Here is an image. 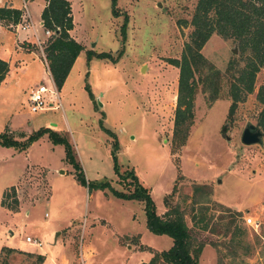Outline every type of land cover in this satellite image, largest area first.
<instances>
[{
	"label": "rangeland",
	"instance_id": "374dc122",
	"mask_svg": "<svg viewBox=\"0 0 264 264\" xmlns=\"http://www.w3.org/2000/svg\"><path fill=\"white\" fill-rule=\"evenodd\" d=\"M45 1L31 6L36 24ZM72 1L74 36L85 49L58 89L62 107L57 110L33 113L29 102L32 90L50 83L45 49L53 33L48 37L40 27L42 46L29 47L37 53L19 58L9 39L0 36L6 61L13 56V80L19 81L0 92V134L21 145L0 146V253L7 248L34 255L14 253L9 264H37V255L44 256L42 264L149 263L172 248V238L150 231L144 202L119 198L111 189L131 193L139 183L159 215L171 196L197 241L225 244L206 245L200 264H264V145L242 142L249 123L260 125L264 67L254 91L231 111V83L248 63L247 55L236 38L214 33L202 54L224 74L223 86L215 102L199 87L189 136L176 147L180 70L172 61L181 59L191 40L199 0H115L116 14L113 0ZM90 52L109 58L88 61ZM22 59L27 63L20 71ZM43 129L71 145L86 184L67 159L65 145L48 134L22 148ZM4 191H15V210L2 206ZM227 209L242 212L235 225L245 232L230 246V236L211 235L198 224L203 216L210 225H227ZM247 217L261 223L258 233L247 226Z\"/></svg>",
	"mask_w": 264,
	"mask_h": 264
},
{
	"label": "trees",
	"instance_id": "16d2710c",
	"mask_svg": "<svg viewBox=\"0 0 264 264\" xmlns=\"http://www.w3.org/2000/svg\"><path fill=\"white\" fill-rule=\"evenodd\" d=\"M47 2L42 14V21L44 28L51 31L54 37L46 47L45 53L53 80L60 90L63 88L77 58L84 51V47L70 35V31L74 29L71 2L69 0H47ZM115 5V0H113L114 14H116ZM21 15V11L17 9L0 8V25H16L20 22ZM192 24L195 30L191 35L190 42L185 45L181 59L172 61V64L180 70L179 108L176 111L174 128L176 147L185 145L189 136L195 118L194 107L199 87L202 86L204 91H210L212 93L211 101L215 102L218 100L220 88L223 86L224 74L216 69L202 54L203 48L214 33L225 38H236L240 42L243 55H247L245 58L248 63L240 75L236 76L231 83L230 96L233 99L231 111L235 110L237 104L245 98L246 94L254 91L256 76L264 67V0H199ZM93 57L109 58L105 53L94 55L90 52L88 61H91ZM9 71V63L0 59V86ZM261 102H264V99H261ZM260 126L264 128V111L260 119ZM46 134L54 143L65 145L67 159L74 164L78 179L86 184L81 165L75 161L71 145L54 131L50 129L38 131L29 138L28 143H25L22 148L26 149ZM0 146L19 148L21 145L6 133L0 134ZM113 156L116 160V151L113 152ZM128 176L137 182L133 173H129ZM111 189L114 195L119 198L144 202L147 225L150 231L157 235H168L173 240V246L170 250L157 253L149 263L142 264H200V257L206 245L219 249L224 244H217L216 242L207 244L197 241L186 222L185 214L179 207L175 206L171 196L165 199V213L159 215L148 190L141 184L137 183L134 192L131 193L117 191L112 187ZM9 199H13L12 204L8 203ZM18 205L19 201L15 191L11 195L7 192L4 193L3 207L15 210ZM226 214L229 218L227 225H210L209 219L207 221L203 216L199 219L198 224L203 223L201 230L211 235L226 238L230 236V246L245 234L242 227L235 225L239 219L243 218V214L237 209H227ZM14 253L19 252L3 248L0 253V262L3 260V264H9L8 257ZM19 254L34 256L32 253ZM36 260L37 264H42L44 256L37 255Z\"/></svg>",
	"mask_w": 264,
	"mask_h": 264
},
{
	"label": "crops",
	"instance_id": "0c3cea01",
	"mask_svg": "<svg viewBox=\"0 0 264 264\" xmlns=\"http://www.w3.org/2000/svg\"><path fill=\"white\" fill-rule=\"evenodd\" d=\"M69 1L71 2V5H72V15L74 18V29L72 31H70V35L73 39H75L78 43L81 44V42L78 40V38L74 36L75 28H76V21H75V16H74V3L72 0H69ZM47 3L48 2L46 0L42 4V8L40 10V21L38 22L39 24H36L34 21L33 12H32V8L34 10V4H35L34 0H0V8L6 7V8H10V9H17V10L21 11V14H22L21 18L23 15L28 13V15L30 16V19L32 20L33 26H31L26 31L16 30V26L18 24H16V25L1 24L0 25V36L6 37L7 39H9L11 49L13 50V56H15L16 58L22 57L23 55H20V54H22L23 52H36L37 53V50H35L33 48L30 49L29 47H35V45L39 44V41H41V35L39 32L40 27L42 28V30L44 32L46 31V29H44V24L42 21V14H43L44 9L47 6ZM25 6L27 7L28 12H26V10L24 9ZM31 6H32V8H31ZM42 43H44V42H42ZM4 52L5 51H3L0 48V59L6 61L5 57L3 56ZM13 56H11V60L7 61L9 63V66H10V71H9L6 79L4 80L2 85L0 86V92L3 88H5L10 83H12V81L16 82V84L19 82L18 80H16V81L13 80V75H14V72L16 70L13 67V65L11 64V63H13ZM19 63H21L20 64V66H21L20 71H21L23 69V66L26 65L27 62L24 61V59H22ZM12 187H16V185L12 186ZM5 191H4V193H5ZM4 193H3V195H4ZM2 199H3V196H2Z\"/></svg>",
	"mask_w": 264,
	"mask_h": 264
},
{
	"label": "built area",
	"instance_id": "2783aa9c",
	"mask_svg": "<svg viewBox=\"0 0 264 264\" xmlns=\"http://www.w3.org/2000/svg\"><path fill=\"white\" fill-rule=\"evenodd\" d=\"M24 9L27 11V7L25 6ZM31 19L28 13L22 16L21 21L16 26V30H28L31 25ZM52 32L46 30V36H51ZM42 42L39 41V45L42 46ZM50 83L49 84H40L38 85L32 92L30 93L29 102L30 108L33 113H38L45 110H57L62 107L61 99L59 95V90L53 80L50 70ZM246 224L247 226L251 227L255 232L258 233L261 223L258 222L257 218L254 217H247ZM28 243L39 245L38 242L33 241L32 238H27Z\"/></svg>",
	"mask_w": 264,
	"mask_h": 264
},
{
	"label": "water",
	"instance_id": "95a60500",
	"mask_svg": "<svg viewBox=\"0 0 264 264\" xmlns=\"http://www.w3.org/2000/svg\"><path fill=\"white\" fill-rule=\"evenodd\" d=\"M237 52V51H235ZM226 131V128L223 130ZM228 139H230L228 137ZM242 142L244 145L252 146V145H264V131L262 130L260 125H254L249 123L244 129L242 135Z\"/></svg>",
	"mask_w": 264,
	"mask_h": 264
}]
</instances>
